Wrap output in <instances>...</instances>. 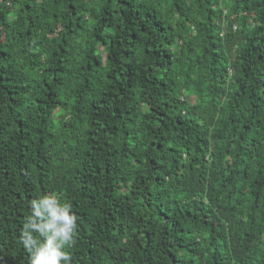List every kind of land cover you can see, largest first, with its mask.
Returning <instances> with one entry per match:
<instances>
[{
	"label": "trees",
	"instance_id": "trees-1",
	"mask_svg": "<svg viewBox=\"0 0 264 264\" xmlns=\"http://www.w3.org/2000/svg\"><path fill=\"white\" fill-rule=\"evenodd\" d=\"M46 194L71 264H264V0H0V264Z\"/></svg>",
	"mask_w": 264,
	"mask_h": 264
},
{
	"label": "clouds",
	"instance_id": "clouds-1",
	"mask_svg": "<svg viewBox=\"0 0 264 264\" xmlns=\"http://www.w3.org/2000/svg\"><path fill=\"white\" fill-rule=\"evenodd\" d=\"M31 215L21 241L31 254V264H71L68 254L77 232V216L55 194L29 202Z\"/></svg>",
	"mask_w": 264,
	"mask_h": 264
}]
</instances>
